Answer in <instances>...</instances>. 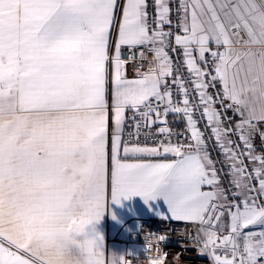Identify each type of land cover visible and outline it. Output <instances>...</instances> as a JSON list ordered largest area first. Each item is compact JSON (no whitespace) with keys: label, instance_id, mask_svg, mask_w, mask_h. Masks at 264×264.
<instances>
[{"label":"snow or ice","instance_id":"obj_1","mask_svg":"<svg viewBox=\"0 0 264 264\" xmlns=\"http://www.w3.org/2000/svg\"><path fill=\"white\" fill-rule=\"evenodd\" d=\"M261 126L264 0H0V264H132L88 228L137 196L212 264H264Z\"/></svg>","mask_w":264,"mask_h":264},{"label":"built area","instance_id":"obj_2","mask_svg":"<svg viewBox=\"0 0 264 264\" xmlns=\"http://www.w3.org/2000/svg\"><path fill=\"white\" fill-rule=\"evenodd\" d=\"M151 3V0H150ZM152 13V9H149ZM173 22L176 23V16L173 14ZM173 56L174 61H177L178 58L182 59L180 56L179 50L176 53H170ZM122 58L127 60L129 58V52L125 49L122 53ZM137 61L139 57L137 56ZM147 60H151V54L147 55ZM146 63V62H145ZM137 67L136 64L129 63L127 65L126 74L128 78L135 77L134 69ZM219 86L217 85V88ZM210 92H215V89H209ZM219 107V105H217ZM129 117L131 113L127 114ZM229 117L232 116L231 111L227 113ZM199 119V116L197 117ZM169 127L172 128L175 132H184L185 123L183 120H177L175 117L170 114L168 117ZM235 119L233 118L232 124L234 125ZM158 126L154 125L152 131L155 133V130ZM202 130L205 131V139L207 141L208 151L211 155V158L216 161V167L220 175L221 184L223 187H229V177L227 175V167L223 164V157L220 155L219 150L217 149L213 140L210 139V134L207 129L204 128V122L201 121L198 124ZM131 131V129H126ZM190 135L185 133L183 137H173V140H183L185 143L188 142L187 136ZM234 141L239 143L238 136L231 137ZM141 143H148L149 145L154 144L152 139L145 141V138L141 136L139 138ZM257 154H264V143L262 141H253ZM247 163V161H246ZM251 169V165H249ZM136 229L128 232L125 239L122 242L125 245H140L144 248L138 251L134 256H128L132 264H148V256L155 254H164L163 264H212L211 260L207 256L199 255L198 241L195 239L197 236L198 225L194 224H185L178 221L163 220L157 217H144L137 218ZM160 235H165L167 239L163 242L157 243L158 237ZM148 244H151V250L146 253V247ZM159 248V252L156 249Z\"/></svg>","mask_w":264,"mask_h":264},{"label":"crops","instance_id":"obj_3","mask_svg":"<svg viewBox=\"0 0 264 264\" xmlns=\"http://www.w3.org/2000/svg\"><path fill=\"white\" fill-rule=\"evenodd\" d=\"M234 119L236 120V118ZM261 128L264 130V126H261ZM255 140L261 141L259 133L255 135ZM167 159H172V157H168ZM136 198L140 197H133L130 200L122 199L120 205L109 201V209L100 222L90 225L88 228L90 234L95 232L103 237V249L108 254L109 260H111L112 255L127 258L128 256L136 255L140 251L135 250L130 254L128 251L129 245H125L122 242L128 232L136 229L137 224L135 219L144 217H157L161 219V215L168 214L167 205L162 199L149 201L147 204L143 202L141 205H133ZM140 199L143 201L142 198ZM113 216L115 219H113ZM224 219L226 221L227 217ZM168 220L172 221L171 219Z\"/></svg>","mask_w":264,"mask_h":264},{"label":"clouds","instance_id":"obj_4","mask_svg":"<svg viewBox=\"0 0 264 264\" xmlns=\"http://www.w3.org/2000/svg\"><path fill=\"white\" fill-rule=\"evenodd\" d=\"M166 253L148 256V264H163Z\"/></svg>","mask_w":264,"mask_h":264},{"label":"rangeland","instance_id":"obj_5","mask_svg":"<svg viewBox=\"0 0 264 264\" xmlns=\"http://www.w3.org/2000/svg\"><path fill=\"white\" fill-rule=\"evenodd\" d=\"M144 201H142L140 198H136L134 201L133 205H141ZM143 246L140 245H129L128 246V251L131 253H133L135 250H141L143 249Z\"/></svg>","mask_w":264,"mask_h":264}]
</instances>
